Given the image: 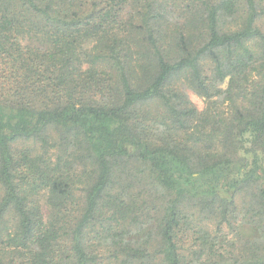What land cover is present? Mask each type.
Returning <instances> with one entry per match:
<instances>
[{"label": "trees", "instance_id": "trees-1", "mask_svg": "<svg viewBox=\"0 0 264 264\" xmlns=\"http://www.w3.org/2000/svg\"><path fill=\"white\" fill-rule=\"evenodd\" d=\"M0 189V264H264V0H0Z\"/></svg>", "mask_w": 264, "mask_h": 264}, {"label": "rangeland", "instance_id": "rangeland-1", "mask_svg": "<svg viewBox=\"0 0 264 264\" xmlns=\"http://www.w3.org/2000/svg\"><path fill=\"white\" fill-rule=\"evenodd\" d=\"M188 97H189L190 101L192 102V104L194 105V107H196L199 111L204 109L206 103L202 98L196 96L195 94H193L190 91L188 92ZM137 191L141 192L140 194H142L143 191H144V193H146V191H148V189L146 190V189H142V188L138 187ZM149 192H150L149 195H152L154 193L152 191H149ZM0 194H1V189H0ZM41 204H42V206H44L43 210H44L45 215H47V208L44 205L45 204V197L44 196L41 197ZM204 225L207 226L208 232L213 235L214 232L212 231L213 229H212L210 222H208L207 220L203 221V224L201 226H204ZM223 234H224L225 240H228V241L233 240L234 241L236 239V233L231 231V230H228L227 228H226V230H223ZM243 234L248 235L249 232H245V233L243 232ZM192 241H193V239H192L191 235H189L187 237H183L182 238V250L183 251L188 250L191 247Z\"/></svg>", "mask_w": 264, "mask_h": 264}]
</instances>
